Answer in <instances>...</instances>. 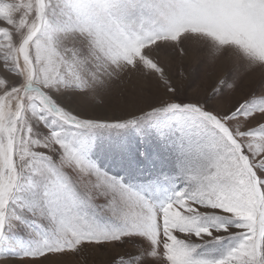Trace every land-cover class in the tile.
<instances>
[{
  "label": "snow or ice",
  "instance_id": "obj_1",
  "mask_svg": "<svg viewBox=\"0 0 264 264\" xmlns=\"http://www.w3.org/2000/svg\"><path fill=\"white\" fill-rule=\"evenodd\" d=\"M101 249L264 264V0H0V264Z\"/></svg>",
  "mask_w": 264,
  "mask_h": 264
},
{
  "label": "rangeland",
  "instance_id": "obj_2",
  "mask_svg": "<svg viewBox=\"0 0 264 264\" xmlns=\"http://www.w3.org/2000/svg\"><path fill=\"white\" fill-rule=\"evenodd\" d=\"M179 72V70H177ZM211 81L208 79L207 76H202L200 80L192 83L190 86H186L187 92L189 94L195 93H203L206 90L210 89ZM122 250H108V249H101L99 252L95 254L88 255V259L86 264H105L106 261H110L113 257L116 256V253ZM80 264H85L84 256L78 258Z\"/></svg>",
  "mask_w": 264,
  "mask_h": 264
}]
</instances>
